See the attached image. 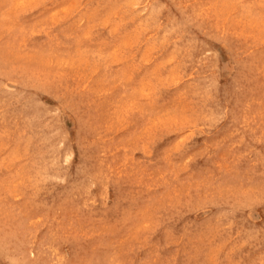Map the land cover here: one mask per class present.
Listing matches in <instances>:
<instances>
[{"label": "rangeland", "instance_id": "1", "mask_svg": "<svg viewBox=\"0 0 264 264\" xmlns=\"http://www.w3.org/2000/svg\"><path fill=\"white\" fill-rule=\"evenodd\" d=\"M0 264H264V0H0Z\"/></svg>", "mask_w": 264, "mask_h": 264}, {"label": "bare ground", "instance_id": "2", "mask_svg": "<svg viewBox=\"0 0 264 264\" xmlns=\"http://www.w3.org/2000/svg\"><path fill=\"white\" fill-rule=\"evenodd\" d=\"M23 115V114H22ZM4 133V132H3ZM2 134V133H1ZM4 135V134H3ZM7 135H9V133L7 134ZM31 135V134H30ZM8 137V136H7ZM28 140H29V138H27ZM22 144V143H21ZM53 146V145H52ZM28 149V148H27ZM8 158V157H7ZM19 158V157H18ZM9 159V158H8ZM13 159V158H12ZM17 159V158H16ZM10 160H11V158H10ZM12 162V161H11ZM13 163V162H12ZM90 177V176H89ZM3 178V177H2ZM4 200V199H3ZM49 204V203H48Z\"/></svg>", "mask_w": 264, "mask_h": 264}]
</instances>
